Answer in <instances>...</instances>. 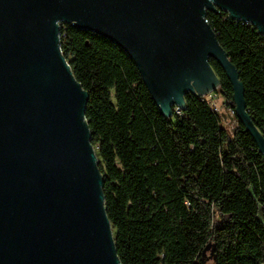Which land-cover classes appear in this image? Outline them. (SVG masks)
<instances>
[{
    "label": "water",
    "instance_id": "1",
    "mask_svg": "<svg viewBox=\"0 0 264 264\" xmlns=\"http://www.w3.org/2000/svg\"><path fill=\"white\" fill-rule=\"evenodd\" d=\"M217 8L264 34V0H0V264H122L59 22L119 46L166 117L218 89L215 60L264 159L237 69L205 21ZM208 250L201 260L216 259Z\"/></svg>",
    "mask_w": 264,
    "mask_h": 264
},
{
    "label": "trees",
    "instance_id": "2",
    "mask_svg": "<svg viewBox=\"0 0 264 264\" xmlns=\"http://www.w3.org/2000/svg\"><path fill=\"white\" fill-rule=\"evenodd\" d=\"M206 20L236 67L264 136V34L227 12ZM60 48L88 93L84 116L98 146L105 210L122 264H264V159L235 113L224 70L215 91L232 109L221 124L207 95H185L164 116L131 58L91 30L64 24ZM113 97V100H112ZM209 244L216 259L201 260Z\"/></svg>",
    "mask_w": 264,
    "mask_h": 264
},
{
    "label": "rangeland",
    "instance_id": "3",
    "mask_svg": "<svg viewBox=\"0 0 264 264\" xmlns=\"http://www.w3.org/2000/svg\"><path fill=\"white\" fill-rule=\"evenodd\" d=\"M207 96L213 102V104L218 108L219 115L221 117V124H223L228 129H232L236 123L232 109L226 106L223 98L218 93H216L215 96H211V95H207ZM93 147L96 153L97 160L100 161V157L98 154V146L93 145ZM112 232L113 234L115 233L114 228H112Z\"/></svg>",
    "mask_w": 264,
    "mask_h": 264
},
{
    "label": "built area",
    "instance_id": "4",
    "mask_svg": "<svg viewBox=\"0 0 264 264\" xmlns=\"http://www.w3.org/2000/svg\"><path fill=\"white\" fill-rule=\"evenodd\" d=\"M219 11H221L219 8H217V10H216V12H219ZM205 21L207 22V20H206V16H205ZM64 24H66V23H64V22H59L58 23V26H59V39H60V29H61V27L64 25ZM208 95H211V96H215L216 95V93H215V91L214 92H211L210 94H208ZM210 105L215 109V110H217L218 111V108L213 104V102L210 100ZM172 110H175L176 111V113H180V111H181V108L179 107V106H174L173 108H172Z\"/></svg>",
    "mask_w": 264,
    "mask_h": 264
}]
</instances>
